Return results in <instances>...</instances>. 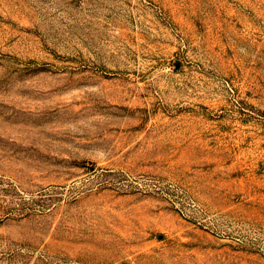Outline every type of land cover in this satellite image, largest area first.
<instances>
[{"label": "rangeland", "instance_id": "1", "mask_svg": "<svg viewBox=\"0 0 264 264\" xmlns=\"http://www.w3.org/2000/svg\"><path fill=\"white\" fill-rule=\"evenodd\" d=\"M0 264H264V0H0Z\"/></svg>", "mask_w": 264, "mask_h": 264}]
</instances>
